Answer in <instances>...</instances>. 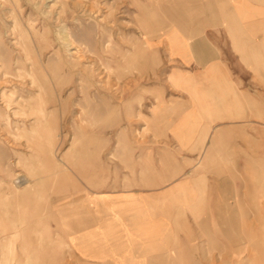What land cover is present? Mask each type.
I'll return each instance as SVG.
<instances>
[{
  "label": "rangeland",
  "instance_id": "rangeland-1",
  "mask_svg": "<svg viewBox=\"0 0 264 264\" xmlns=\"http://www.w3.org/2000/svg\"><path fill=\"white\" fill-rule=\"evenodd\" d=\"M193 11L0 0V264H264V117L234 141L174 131L190 73L162 41ZM147 181L169 202L153 252L118 237L106 202ZM95 230L112 259L72 246Z\"/></svg>",
  "mask_w": 264,
  "mask_h": 264
},
{
  "label": "crops",
  "instance_id": "crops-1",
  "mask_svg": "<svg viewBox=\"0 0 264 264\" xmlns=\"http://www.w3.org/2000/svg\"><path fill=\"white\" fill-rule=\"evenodd\" d=\"M193 5L192 18L170 28L178 47L173 56L195 84L178 103L187 109L184 124L195 133L178 140H238L251 116L264 117V0H193ZM170 40L169 35L162 41L169 51ZM151 184L106 200L118 237L143 251L151 250L169 226L165 211L153 216V206L169 202L154 197Z\"/></svg>",
  "mask_w": 264,
  "mask_h": 264
},
{
  "label": "bare ground",
  "instance_id": "bare-ground-1",
  "mask_svg": "<svg viewBox=\"0 0 264 264\" xmlns=\"http://www.w3.org/2000/svg\"><path fill=\"white\" fill-rule=\"evenodd\" d=\"M14 16V15H13ZM18 30V28H17ZM64 34V33H63ZM168 38L169 36L166 37L167 41H168ZM170 41H169V48L170 50L172 51V53H176L178 51V47H177V40H176V34H172L170 35ZM15 42V41H13ZM73 50V49H72ZM75 50V49H74ZM68 52V51H67ZM78 52V51H77ZM212 52V51H211ZM214 52V51H213ZM213 55V54H212ZM216 55H218L216 53ZM216 57V56H215ZM218 58V57H217ZM207 63V62H206ZM182 84L181 86L183 88H186L187 90H190L192 91L193 90V86L195 85L194 84V80L192 77H185L182 79ZM198 85V84H196ZM3 88V87H2ZM13 89V87H12ZM34 94V93H33ZM18 100V99H17ZM77 101V100H76ZM5 104V103H4ZM260 117V116H259ZM175 134H179L183 137H186V136H189L193 133H195V127L193 126H190V125H186V124H181L179 127L177 126L175 128ZM72 140V139H71ZM59 160V159H58ZM11 163V162H10ZM172 166V165H171ZM174 168V166H173ZM172 170V169H171ZM172 172V171H171ZM178 172V171H177ZM174 173H176L174 171ZM17 176V175H16ZM170 176V175H169ZM202 177V176H201ZM200 177V178H201ZM16 178V177H15ZM198 178V179H200ZM203 178V177H202ZM21 179V178H20ZM204 179V178H203ZM195 180V179H194ZM16 183V182H15ZM22 184H28L29 183V180L27 178H24L22 179ZM198 183V182H197ZM202 183V182H201ZM197 185V184H196ZM195 185V187H196ZM199 185V184H198ZM194 186V184H193ZM184 190V189H183ZM74 202V201H73ZM71 203V202H70ZM115 212V211H114ZM68 216H69V213L65 211V218L68 219ZM122 224V223H121ZM123 225V224H122ZM124 227V226H123ZM92 236L94 237L91 241V237H90V234L88 233H84L78 237H75V238H70L72 239L71 241V244L74 248H76V250L82 252V254L86 257H90L92 259H95V260H105L106 258H113L114 255H113V251L112 250H109V252L107 253V250L103 247V245H101V240H102V237H100V231L98 230H95L94 232L91 233ZM97 237V238H95ZM99 238V239H98ZM126 262L125 263H121V264H141V263H136V262H131L130 261V257L129 256H126ZM134 259V258H133ZM96 264V263H95Z\"/></svg>",
  "mask_w": 264,
  "mask_h": 264
}]
</instances>
